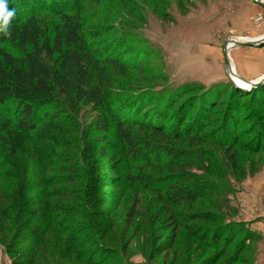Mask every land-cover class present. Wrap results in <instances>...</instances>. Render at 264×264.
Segmentation results:
<instances>
[{"label":"trees","instance_id":"trees-1","mask_svg":"<svg viewBox=\"0 0 264 264\" xmlns=\"http://www.w3.org/2000/svg\"><path fill=\"white\" fill-rule=\"evenodd\" d=\"M91 2L8 0L15 16L9 34H0V224L5 228L0 244L6 251H12L7 225L15 228L12 242L27 239L34 246L50 229L61 233L67 250L92 264H107L102 259L109 250L88 228L96 188L148 190L173 207L206 196L214 189L207 177L214 175L215 152L208 147L231 151L242 132L236 128L242 123L237 96L249 93L264 106V84L245 91L220 83L211 106L207 101L214 90L196 83L169 91L128 85L124 77L130 68L143 69L116 57L103 38V25L91 26L86 15ZM221 103L217 127L207 136L213 106ZM82 116L91 118L85 129L79 126ZM106 166L114 173L123 167L124 178L100 177ZM107 200L117 208L120 198L112 194ZM80 201L89 204L86 209ZM245 226L221 223L206 233L211 236L206 242L222 252L232 234L245 231L229 256L234 261L244 240L252 238ZM13 253L12 264L32 261L33 252Z\"/></svg>","mask_w":264,"mask_h":264},{"label":"rangeland","instance_id":"rangeland-1","mask_svg":"<svg viewBox=\"0 0 264 264\" xmlns=\"http://www.w3.org/2000/svg\"><path fill=\"white\" fill-rule=\"evenodd\" d=\"M91 1L86 8L91 26L103 25V38L116 57L137 62L143 69L130 68V74L124 77L128 85H154L156 89L169 91L196 83L205 91L214 90L212 96L215 95L210 98L212 102L210 99L207 101L210 106L219 92L215 86L220 87V83L227 82L232 84L224 68L225 41L230 38H258L264 33V10L254 0ZM258 49L262 50L252 49L249 50L251 53L246 51L239 56L245 59V63L252 61L251 58L258 61V64H244V69L239 70L251 79L236 71L249 82L264 75V45ZM229 77L233 80L234 76ZM225 98H221L224 104ZM237 101L238 116L242 120L236 126L238 131H242L238 143L227 152V147H208L212 153L215 152L214 165H211L214 175L207 177L208 182L214 185L210 194L182 201L173 207L148 190H123L116 185L96 188L98 203L96 199L90 202V206L96 203L97 207L92 208L88 215V220L90 217L93 221V227L88 224V228L94 230L100 240L97 244L109 250L103 253L102 261L107 264H254L263 236L252 224L264 222V106L256 103L249 93L237 96ZM219 105L213 106L212 122L204 130L207 136L216 129L223 112L224 105ZM80 120V128L85 129L91 118L82 116ZM174 144L184 145L179 141ZM122 168L120 173H114L106 166L99 176L122 180L125 173ZM73 186L77 187V184ZM112 194L120 198L117 208L106 202ZM75 195L82 197L81 194ZM80 203L83 209L86 202ZM100 212H105V218L97 216ZM173 213L175 218L171 216ZM205 213L220 218L203 216ZM102 221L109 223L99 226ZM229 222L246 223V229L253 233L250 240H244L234 261L229 256L243 240L245 231L234 235V230H230L231 243L225 245L222 252L206 242V238L211 237L206 235L207 232ZM1 227L5 230L2 223ZM6 228V245L12 251L7 250V253L0 244V264H12L14 257L17 258L13 251L18 253L21 249L25 253L33 252L29 264H92L87 256L67 250L61 233L51 234L49 229L45 238L34 246L27 239L19 238L12 242L16 238L12 236L15 228L10 225Z\"/></svg>","mask_w":264,"mask_h":264},{"label":"crops","instance_id":"crops-1","mask_svg":"<svg viewBox=\"0 0 264 264\" xmlns=\"http://www.w3.org/2000/svg\"><path fill=\"white\" fill-rule=\"evenodd\" d=\"M257 5L259 7H261L259 4H257ZM261 8L264 10L263 7H261ZM246 38H249V37H242V39H245V40L257 39V37H251L253 39H246ZM258 48H259V46H235V47H232L230 49V51H229L230 52L229 57H230V61L232 62V64H234V66L236 65L235 66L236 67L235 71H237L238 73H242L239 70H243L244 69V64H249V63L258 64V61H255L253 58H251L253 62L251 60H247L246 63H245V59L239 58V56L243 55L246 51H247L246 53H248V52L251 53L249 50H252V49L253 50H262V49H258ZM231 58L235 59V61H232ZM238 65H240V66H238ZM241 76L242 77L245 76V78L251 79L250 77L244 75L243 73H242ZM252 225L254 226L255 229L259 230L262 233V236H263L262 240L259 242L258 247H257L258 249H257V253H256L254 264H264V222L260 221L259 223H253Z\"/></svg>","mask_w":264,"mask_h":264},{"label":"water","instance_id":"water-1","mask_svg":"<svg viewBox=\"0 0 264 264\" xmlns=\"http://www.w3.org/2000/svg\"><path fill=\"white\" fill-rule=\"evenodd\" d=\"M254 1L257 4H259L261 7L264 8V1L263 0H254ZM262 45H264V34L255 40H243V41L238 40L237 41L233 38H230L227 41H225V43L223 44V61H224V68L226 71V76H228V78L230 79L232 84L234 86H236L237 88L246 91V90H250L252 88L259 87V86L264 84V75H262V77H260V79L257 81H251L250 80V88L249 89L241 88L238 85H236L235 82L229 77V75L231 73H233L232 68H231V64H230V59L228 56V53H229L230 49L232 48L230 46L235 47V46H262ZM247 82H249V81H247Z\"/></svg>","mask_w":264,"mask_h":264},{"label":"clouds","instance_id":"clouds-1","mask_svg":"<svg viewBox=\"0 0 264 264\" xmlns=\"http://www.w3.org/2000/svg\"><path fill=\"white\" fill-rule=\"evenodd\" d=\"M15 16V10L9 9L8 0H0V34H9V25Z\"/></svg>","mask_w":264,"mask_h":264},{"label":"bare ground","instance_id":"bare-ground-1","mask_svg":"<svg viewBox=\"0 0 264 264\" xmlns=\"http://www.w3.org/2000/svg\"><path fill=\"white\" fill-rule=\"evenodd\" d=\"M264 1V0H263ZM235 40H239V41H243V40H245V39H240V38H235ZM253 40H255V39H253ZM230 47H233V46H230ZM229 54H230V52L228 53V56H229ZM229 59H230V57H229ZM230 64H231V62H230ZM231 68H232V71H233V73H231L230 74V76H234V77H232L233 78V81L237 84V85H239V86H241V87H243V88H249L250 87V82H247L246 80H244V79H242L237 73H236V71H235V66H234V68H233V65L231 64ZM231 78V77H230ZM259 80V79H258ZM247 82V83H246Z\"/></svg>","mask_w":264,"mask_h":264}]
</instances>
